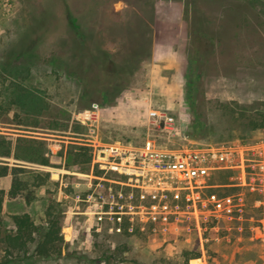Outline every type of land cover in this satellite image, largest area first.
<instances>
[{"label": "rangeland", "instance_id": "rangeland-1", "mask_svg": "<svg viewBox=\"0 0 264 264\" xmlns=\"http://www.w3.org/2000/svg\"><path fill=\"white\" fill-rule=\"evenodd\" d=\"M74 33L83 41L71 62ZM5 64L24 79L0 71V135L62 156L59 168L42 169L47 180L31 203H4L0 264H264V198L246 172L264 148V0H0ZM13 82L47 109L11 104ZM153 110L174 121L154 123ZM146 140L173 153L230 150L234 167L216 172L203 196L243 198L240 216L182 202L165 230L124 212L117 231L108 201L122 192L132 202L133 188L119 182L134 181L111 168L109 150ZM73 145L89 147L91 161L76 163ZM25 213L44 228L49 213L58 216L60 254L39 257L32 244L25 255L6 253L12 216Z\"/></svg>", "mask_w": 264, "mask_h": 264}, {"label": "built area", "instance_id": "built-area-1", "mask_svg": "<svg viewBox=\"0 0 264 264\" xmlns=\"http://www.w3.org/2000/svg\"><path fill=\"white\" fill-rule=\"evenodd\" d=\"M149 117L164 126L174 121L172 116L157 110L150 111ZM109 152L114 164L111 168L130 182L134 181L133 184L119 182L120 185H128L136 191L130 193L133 203H126L122 192H117L119 198L116 201H108L116 212L113 218L118 222L116 229L119 232L124 212L130 215V223L143 222L153 231L165 230L182 202L193 206L201 203L216 218L232 219L243 211L241 197L221 196L215 191L203 196L204 190L211 189L208 182L216 172L234 167L229 165L233 153L225 147L173 153L162 151L154 142L146 140L141 147H118ZM252 160L251 171H246L250 191L264 198V148L258 150L257 158Z\"/></svg>", "mask_w": 264, "mask_h": 264}, {"label": "trees", "instance_id": "trees-1", "mask_svg": "<svg viewBox=\"0 0 264 264\" xmlns=\"http://www.w3.org/2000/svg\"><path fill=\"white\" fill-rule=\"evenodd\" d=\"M32 34V33H31ZM79 34L72 36L71 62L76 57L75 53L81 46ZM23 42L18 44L19 50L25 49ZM69 61L70 64H72ZM2 73L12 75L14 81L20 80L24 72L23 68L3 65L0 68ZM15 86L11 89V104L19 106L20 110L26 114L41 115L47 109V104L42 97L31 87L23 86L18 82H13ZM42 143L37 140L26 138H12L0 135V216L4 211V203L8 199L23 197L26 203H31L35 199V189L43 186L47 180V174L42 173V169L59 168L61 154L46 151ZM87 146L73 145L70 152L74 155L76 163H88L92 154ZM29 165L34 169H30ZM3 179H9L8 187H3ZM14 232L4 235L2 241L6 245V253L16 252V255H25L29 246H34L35 255L43 258L60 254L63 237L61 235V222L57 215L49 213L47 215L46 228L35 224L31 216L27 213L12 216ZM0 218V225H1ZM127 230V229H126Z\"/></svg>", "mask_w": 264, "mask_h": 264}]
</instances>
